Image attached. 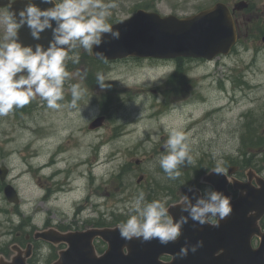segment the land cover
Masks as SVG:
<instances>
[{
	"label": "rangeland",
	"instance_id": "374dc122",
	"mask_svg": "<svg viewBox=\"0 0 264 264\" xmlns=\"http://www.w3.org/2000/svg\"><path fill=\"white\" fill-rule=\"evenodd\" d=\"M209 3L191 0L181 8L180 0H155L165 14L191 12ZM257 35L241 42L254 47ZM125 61L110 64L103 73L110 88L101 90L79 72H69L61 108L50 109L37 97L0 116V165L9 168L7 182L20 197L19 205L9 203L0 182V257L9 259L13 251L7 246L22 243L25 233L46 222L83 226L89 217H97L95 206L108 223L114 215L127 217L125 205L141 191L145 198L178 200L197 185L198 165L204 170L250 157L251 167L264 178V49L240 45L212 61L186 59L181 72H176L174 60ZM73 84L83 91L76 108L69 100ZM91 93L102 99L106 94L110 108L95 105ZM100 115L105 126L87 133L88 123ZM177 126L189 137L192 163L181 166V176L173 180L160 168L159 158L167 151L168 130ZM55 149L65 157L59 159ZM81 159L84 170L77 163ZM47 161L49 169L43 167ZM151 180L158 185L145 189ZM81 208L84 212L74 217ZM21 222L25 224L19 226ZM54 256V249L36 243L30 264H50Z\"/></svg>",
	"mask_w": 264,
	"mask_h": 264
},
{
	"label": "water",
	"instance_id": "95a60500",
	"mask_svg": "<svg viewBox=\"0 0 264 264\" xmlns=\"http://www.w3.org/2000/svg\"><path fill=\"white\" fill-rule=\"evenodd\" d=\"M112 28L119 30L120 38L116 40L110 34H104L108 42L102 43L99 48L93 47L95 57V53L100 51L107 59L127 56L168 59L183 56L211 60L220 54H229L236 42L232 18L222 3L185 17L139 11ZM22 36H31L27 26L20 28L18 38ZM103 120L102 116L96 118L91 127L99 126ZM212 171L203 175L202 181L230 197L225 174ZM7 174L8 168L1 166L0 180L5 181ZM256 182L257 187L249 182H234L239 194L234 200L230 199L232 213L219 221V227L210 223L200 225L189 218L181 228L180 237L167 245H161L156 239L144 243L136 238L126 241L120 236L118 227L64 233L51 228L36 231L34 239L55 245L66 243V248L59 251L58 259L51 264H264V232H261L259 225L264 215V179L259 177ZM3 193L12 204L20 202L18 192L11 184L4 186ZM194 194L199 196V190L192 189L186 194L193 199V203ZM169 211L174 220L180 215L187 216L186 212L181 213L179 203L171 206ZM255 235L260 237L257 248L251 245ZM96 237L108 244L101 255H97L93 247L92 241ZM186 240L189 245L203 241V246L179 259L175 254ZM10 248L13 255L8 260L0 257V264H28L27 259L32 254L31 243L27 244L26 249L17 244H12ZM161 255H171L172 258L164 262L160 260Z\"/></svg>",
	"mask_w": 264,
	"mask_h": 264
},
{
	"label": "clouds",
	"instance_id": "9594fccd",
	"mask_svg": "<svg viewBox=\"0 0 264 264\" xmlns=\"http://www.w3.org/2000/svg\"><path fill=\"white\" fill-rule=\"evenodd\" d=\"M52 7L41 9L26 0L22 9L16 10L12 5L16 0H8L7 7L0 13L4 23V37L0 42V116H6L14 108H22L37 97L46 102L50 109L61 108L64 100L65 81L70 77L66 70V61L79 63V53L69 56L77 47L91 53L93 47L99 48L104 34H110L112 39L120 38L119 30H113L108 18L110 9L115 3H105L103 0H41ZM27 26L34 40L40 39V34L50 29L52 38L47 47L37 43L35 47L23 45L18 38L19 29ZM95 55L107 62L103 52ZM96 82L101 90L110 88L105 76L96 73ZM71 107L76 108L83 95L79 84L71 86ZM164 148L166 154L159 158V166L170 179L181 176V166L192 163L189 137L181 127L168 130V139ZM223 174L225 168L220 163L211 173ZM192 192V188L188 187ZM195 202L184 194L179 200L181 213L174 220L169 213L167 198L147 201L141 191L128 202L127 218L118 224L120 236L128 241L134 238L141 243L158 240L161 245L176 241L181 235V228L191 218L200 225L211 224L219 227V221L232 213L230 197L208 185ZM203 246V241L189 245L187 240L175 256L183 259L191 251L195 253ZM46 254L49 249L43 250Z\"/></svg>",
	"mask_w": 264,
	"mask_h": 264
},
{
	"label": "flooded vegetation",
	"instance_id": "af4514ba",
	"mask_svg": "<svg viewBox=\"0 0 264 264\" xmlns=\"http://www.w3.org/2000/svg\"><path fill=\"white\" fill-rule=\"evenodd\" d=\"M191 0H180L179 7L181 8H186L187 4L190 3ZM105 3H115L116 7L110 9L111 15L108 18V22L112 25L126 20L130 18L132 15L137 13L138 11L142 12H157L160 13L161 15H168V14H176L178 16H185V15H190L193 14L203 8L212 6L214 8V5L216 3H223L226 8L228 9L230 16L233 21V25L235 28L236 32V44L231 50L232 52H235L240 45H243V47H247V49L252 48V49H264V41H262V37L264 36V0H210L209 4H206L205 6H199L196 9H194L191 12H185L183 11L182 13H178L177 9L171 10L168 13H162L159 9L156 8L155 6V0H103ZM8 0H0V13L4 11V9L7 7ZM26 3V0H16V3L12 5L13 9L19 10L24 7ZM33 3L39 6L41 9H46L49 7H52L53 5L51 4H45L42 3L41 0H33ZM258 32L257 39L255 42V46H249L251 43L249 42H241L242 37H248L252 33ZM4 23L3 20L0 19V42L3 41L4 37ZM52 38L51 36V30H45L40 34V39L37 40V42H33V38L30 37H22V41L25 45H31L33 48L35 47L37 43L42 44L43 46L47 47L49 40ZM76 52L79 53V63H73L72 60L66 61V70L68 72H79V75H81L85 81L89 84H97L95 81V76L97 72L103 73L104 71H108V67L111 65L121 63V62H128L125 60L129 59H135L137 60L136 62H155V61H163V59H155V58H138V57H126V58H120V59H114V60H107V62L102 61L101 59H97L92 55V52L89 53L85 51L81 47H77L74 49L72 52L69 53V56L74 55ZM188 58H183V57H178L174 58V61L177 63H182V61H185ZM199 61L203 59H197ZM111 64V65H110ZM109 65V66H107ZM89 71V72H87ZM100 89V88H99ZM72 97L69 99L71 101ZM99 104V103H97ZM105 122L102 123L101 126L98 128H90L89 125L87 126V131H97L100 128H103L105 126ZM99 145L102 143H98ZM262 150L263 147L261 148ZM244 156V155H243ZM255 166L254 162L251 161L250 157L246 158L244 157L243 160L233 163V164H224L225 168V175H226V180H227V190L230 193V198L235 199L239 193L238 189L234 188V181L236 182H249L253 186H256V178H258V172L256 169H253ZM215 168V166H214ZM247 169V170H246ZM232 172L231 174L229 172ZM138 178L141 180L144 179V175H140ZM250 178V179H249ZM141 182V181H140ZM138 180L137 183L139 185L141 184ZM149 184V183H148ZM155 185V183H152ZM3 187V185L1 184ZM148 186V185H147ZM145 186V187H147ZM208 185H201L200 186V193L202 190H204ZM215 189V188H214ZM157 197H148L147 201H152L154 198ZM46 197V196H45ZM177 200H172V201H167L168 207L174 203H176ZM98 208H95V212L97 213V217L93 219L94 223L91 224V218L87 219V224L88 226H84V228L88 227H112L118 225L122 220V215L115 216L114 215V221L112 223H102V221L105 220L104 216L105 214L102 212L98 211ZM170 213V212H169ZM171 214V213H170ZM211 223V222H210ZM52 224L49 222H46L43 226H41V230L47 229L51 227ZM260 226L262 231L264 232V216L261 219ZM53 227L56 228L57 231L63 232V231H75V230H82L83 227H80L78 225L74 224H56ZM25 238L29 240L31 238L30 234H26ZM260 242V237L255 235L251 239V244L253 247H256ZM94 245L97 250V252H101L106 248V244L101 240V239H95L94 240ZM100 246H105L103 249ZM62 247V246H61ZM35 245L33 243V251H34ZM162 259L168 261L171 259L169 255H164L162 256Z\"/></svg>",
	"mask_w": 264,
	"mask_h": 264
},
{
	"label": "bare ground",
	"instance_id": "6f19581e",
	"mask_svg": "<svg viewBox=\"0 0 264 264\" xmlns=\"http://www.w3.org/2000/svg\"><path fill=\"white\" fill-rule=\"evenodd\" d=\"M82 110H83V108H82ZM81 110V111H82ZM80 130V129H79ZM81 132V131H80ZM86 132L88 133V131L86 130ZM84 133L85 132H82V136H84ZM73 147V146H72ZM74 149V148H73ZM67 151V150H66ZM59 152L60 151H56V149H55V151L53 152L54 154L56 153V155H58V157H59V159H62V158H64L65 156H64V154L63 153H65L64 151H61V154H60V156H59ZM52 153V154H53ZM30 155V154H29ZM32 155V154H31ZM30 155V156H31ZM51 155V154H50ZM78 163V165L80 166L79 168L81 169V170H84V166H85V161H84V159H81L79 162H77ZM76 165V164H75ZM43 167H45V168H47V169H49L50 167H52L50 164H49V162L47 161L46 163H44L43 164ZM44 168V169H45ZM55 171H57V170H55ZM64 199V198H63Z\"/></svg>",
	"mask_w": 264,
	"mask_h": 264
},
{
	"label": "trees",
	"instance_id": "16d2710c",
	"mask_svg": "<svg viewBox=\"0 0 264 264\" xmlns=\"http://www.w3.org/2000/svg\"><path fill=\"white\" fill-rule=\"evenodd\" d=\"M178 72L180 71H182V68L180 67V66H178ZM175 77V75H173V76H171L169 79H171V78H174ZM260 137V136H259ZM205 170V169H204ZM204 170H202V166L201 165H198V167H196V169H195V171H194V175H195V177H197L199 174H200V171H204ZM125 220V219H124ZM25 224V222H21L20 223V225L19 226H23ZM23 239H24V237H23Z\"/></svg>",
	"mask_w": 264,
	"mask_h": 264
}]
</instances>
